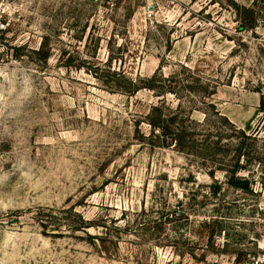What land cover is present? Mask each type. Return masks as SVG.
<instances>
[{
	"label": "rangeland",
	"instance_id": "obj_1",
	"mask_svg": "<svg viewBox=\"0 0 264 264\" xmlns=\"http://www.w3.org/2000/svg\"><path fill=\"white\" fill-rule=\"evenodd\" d=\"M254 5L0 0V264L264 255V12L239 30ZM151 83L178 95L136 90ZM163 101V117L192 116L194 146L154 131ZM241 141L250 191L228 183Z\"/></svg>",
	"mask_w": 264,
	"mask_h": 264
},
{
	"label": "trees",
	"instance_id": "obj_2",
	"mask_svg": "<svg viewBox=\"0 0 264 264\" xmlns=\"http://www.w3.org/2000/svg\"><path fill=\"white\" fill-rule=\"evenodd\" d=\"M261 3V7H259V9H261V11L257 12L256 7L258 6V4ZM263 9H264V0H255V5L254 6H241V9H239V17H240V25H239V30H248V29H253L256 28L259 24V19H258V14L262 13L263 14ZM156 80L155 77L148 79V82L154 81ZM149 88V89H153V90H157L158 87H162L161 83L155 85L154 83L152 84H147V85H142V86H136V90H139L141 88ZM174 93L176 95H178L177 91H174L170 88H164L162 87V91H160V94L163 95L164 93ZM208 98H210L207 95ZM164 102H162L161 107L155 106L153 108V110L155 111H160L161 114V118L163 119V123L161 121L159 122H154L152 121L151 124L154 128V131L159 130V133L162 131L163 134H161L165 139H171V142H173V144L175 146H178L180 149H187L190 146H194V144L196 143L195 139H192V136L194 135L193 131H191L190 128V124L189 122H193L192 116H188V121H184V123H181L180 118L178 116L179 113H175V115H173L172 117H170L168 119V117H163L164 115L162 114L163 110L162 107L164 105ZM181 105V104H180ZM182 106V105H181ZM215 106V105H214ZM216 113L221 116L222 118H224L225 120L229 119L224 116L222 114V112L216 108ZM206 114V119H208L209 114L207 112H205ZM172 122L173 124H175V131H173L169 125L166 126V122ZM239 129H235V132H241L244 136L245 139L248 138H253L249 135H246V133L244 131H238ZM254 139H257V137H254ZM211 141V139L206 138L204 140V143H209ZM212 142V141H211ZM219 147V150H223V151H228L227 149V145L220 147V141H214ZM238 153L236 154L235 160L233 162V166L230 167V169H227V171L230 173L229 177H228V183L229 185H231L232 187L241 189L243 191H250L251 190V185L252 182L248 177L245 176H241L238 175L239 171L242 169H246L247 165L242 164V157H250V153L247 151V145H246V141H241L238 145ZM218 184V183H217ZM217 186V185H216ZM214 189V193L216 194L218 192V190L220 189L219 185ZM83 224H89L88 221H83ZM85 228L90 227V225L88 226H83Z\"/></svg>",
	"mask_w": 264,
	"mask_h": 264
},
{
	"label": "built area",
	"instance_id": "obj_3",
	"mask_svg": "<svg viewBox=\"0 0 264 264\" xmlns=\"http://www.w3.org/2000/svg\"><path fill=\"white\" fill-rule=\"evenodd\" d=\"M110 8H114L120 0H98ZM254 262L252 264H264V255H259L258 257H254Z\"/></svg>",
	"mask_w": 264,
	"mask_h": 264
}]
</instances>
